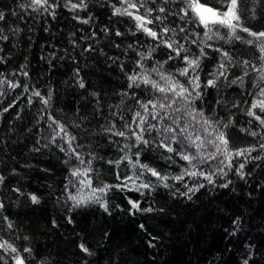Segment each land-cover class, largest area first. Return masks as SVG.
Instances as JSON below:
<instances>
[{
  "label": "trees",
  "instance_id": "16d2710c",
  "mask_svg": "<svg viewBox=\"0 0 264 264\" xmlns=\"http://www.w3.org/2000/svg\"><path fill=\"white\" fill-rule=\"evenodd\" d=\"M66 2L50 0L57 5L53 19L43 9H21L20 5L29 0H0V11L6 17L0 21V28L9 37L7 41L0 40V80L19 84L16 88L0 84V176L4 177L0 183V203L4 205L0 209V244L15 247L26 258V264H244L245 260L248 264H264V149L260 148L264 144V127L247 115L252 103L264 99L259 94L264 87V59L258 44L246 42L254 38L238 30L241 39H230L228 30L221 28L217 35L224 39L214 35L208 40L198 22L180 19V9L186 7L181 0L167 4L164 0H141L144 8L137 14L147 15V8L154 9L147 17L154 22L147 27L160 34L158 40L138 30L131 17L112 14L113 6L126 7L121 0H86L88 7L76 12L70 11ZM201 2L221 7L218 0ZM159 7L167 11L160 13L156 10ZM240 15L244 27L264 31V0H241ZM74 16L91 20L83 24ZM156 16L166 19L161 22L154 19ZM164 27L174 32L164 34ZM181 27L184 32L179 31ZM16 28L20 31H13ZM117 31L122 35L116 36ZM165 40H176L174 47L183 44L186 51L181 57L169 59V55L175 57V52L164 46ZM201 49L206 55L200 57L194 74L199 76L198 97L193 95L187 101L176 97L171 108L161 109L160 102L171 103V93L167 94L169 100H164L165 94L140 80L138 88L128 87L130 75H147L167 87L160 76L163 73L191 90L188 77L180 76L179 71L185 67L183 56L195 58ZM225 52L226 57L222 55ZM221 64L225 67L220 68ZM210 79L215 80L214 86H208ZM78 80H83L85 88L79 87ZM234 80L236 83H232ZM35 91L44 98L51 95L47 106L32 95ZM149 101L156 107L149 105L146 112L141 104ZM251 110L264 118L260 109ZM138 111L147 121L145 127L155 125L154 130L143 133L149 146L142 147L139 162L167 176L166 181L149 173L140 175L143 170L133 168L128 160L119 166L109 163L125 155L136 160L137 149L129 150L125 145L134 144L132 133L140 131L139 118L133 122ZM157 113L159 117L152 119ZM49 116L68 134L60 133L63 139H57L55 144L49 141L59 129ZM173 120L180 127L187 126L183 135H179ZM166 127L176 130L183 146L172 141V132L163 131ZM107 129L124 131L126 136L112 135ZM220 132L229 142L231 168L227 167L226 153L217 152L208 143L215 141ZM252 132L257 135L252 136ZM189 134L191 140L201 137L204 147L199 153L194 146L187 147L191 141L184 137ZM70 137H75L72 147L85 164L75 157L65 163L69 156L59 146L67 149L64 141ZM162 140L176 151L169 153L158 147ZM251 147L256 151L250 156L235 155ZM37 148L39 151L34 150ZM177 153L195 154L198 158L189 164ZM212 154L215 159L209 158ZM257 156L261 158L252 159ZM88 161L92 187L114 186L106 194L97 193L107 203L108 212L94 202L74 207L68 199L69 194L77 198L92 195L91 188L80 184L85 177L70 175L73 167L81 171L89 167ZM241 163L245 164L243 180L235 171ZM220 168L226 176L218 172ZM186 171L215 173L214 184L200 175H184ZM180 175L183 179L176 181L174 177ZM228 181L231 183L227 188L219 187ZM144 183L151 187L141 188ZM165 183L168 187H164ZM121 184L127 187H115ZM200 184L204 187L189 193L191 199L182 195L189 187ZM31 195L37 196L39 202L33 203ZM129 200L139 201L142 209L153 211L130 214ZM4 217L12 223L11 229ZM149 241L154 247L149 246ZM80 244L91 254L82 252ZM25 248L31 252H25ZM15 255L0 248V264H14Z\"/></svg>",
  "mask_w": 264,
  "mask_h": 264
},
{
  "label": "snow or ice",
  "instance_id": "6c2138e0",
  "mask_svg": "<svg viewBox=\"0 0 264 264\" xmlns=\"http://www.w3.org/2000/svg\"><path fill=\"white\" fill-rule=\"evenodd\" d=\"M151 3H156L157 0H150ZM170 0H164V3L167 4L169 3ZM182 3H184L186 5L185 8H181L180 9V19L183 20L186 17L188 18L189 21L193 22V23H197L199 24V26H202L205 29L204 35L208 40L213 39V36L216 35L217 38L219 39H224L223 36H218L217 34L220 32L221 28H226L228 30V36L230 39H241L240 36L237 35V31H241L244 33H247L249 36L253 37L254 40H248L246 41L249 45L252 44H258L259 45V51L261 52V59H264V31H260V32H254L251 31L249 28L244 27L243 24L241 23V15H240V4H241V0H218V2L220 3L221 7L220 8H216L213 7L209 4H205L202 3L201 0H181ZM121 4L122 5H126V7L123 8H119V7H115L113 6V15H127L129 17H131L133 20H135L136 23V28L138 30H141L143 33H145L147 36L153 38L154 40H158L160 39V34L157 31H154L153 29L147 27V25L152 24L154 22L153 19H148L147 17L150 16L152 14V12L154 11V9L152 8H147L146 9V13L147 15H139L137 14L139 12V10L141 8H144V2H141V0H121ZM66 7L69 8L70 11L76 12V11H81L84 10L88 7L86 0H78V2H73V0H67L66 2ZM21 9L23 10H27V9H31L32 12H37L40 9H43L45 13H47L48 15L52 16L53 19H55L56 13H55V8L57 7L56 4L54 3H50V0H29V3L27 4H21L20 5ZM49 9H51V11H49ZM135 10V11H133ZM158 10L160 13H165L167 10L165 7H159ZM191 13V15H190ZM17 13H13V15H16ZM74 19L78 20V22L83 23V24H88L90 23L91 17H89L88 19H83L79 16H74ZM155 20L161 21L163 22L164 19H166L165 17H161V16H156L154 17ZM6 17L4 12L0 11V21H5ZM47 31V29H45ZM3 28H0V40L3 41H7L9 39V37L7 35H3ZM13 31L15 32H19L20 29L16 28ZM103 31L105 32V34L108 33V29L105 28L103 29ZM173 31V29H169L167 27H164L162 29V32L164 34H167L168 32ZM179 31L184 32L185 29L183 27H181L179 29ZM210 33H212L210 35ZM116 36H121L122 33L120 31H117L115 33ZM93 36H95V33H93ZM164 46L166 48H168L171 52H175V57H173L172 55H169V59H174V58H178L181 57L182 52L186 51V49L184 48L183 44H179L177 45V41L176 40H171L170 42L165 40L163 41ZM195 43V41H194ZM117 47H119V45H117ZM129 47H131V45H129ZM207 47H210V45H207ZM88 51H91V47H89V49H87ZM216 51H220L219 49H216ZM151 53H149V57H150ZM206 55V53L204 52L203 49L200 50V55L195 57V58H189V56L184 55L183 56V61L185 63V67H183L182 69H180L179 71V75L180 76H184V77H188V85H191V90L188 86H185V84L181 83L178 80H175L174 77L172 76H168V75H164L163 73H160L161 79L165 80L168 84L167 87H162L159 85L158 82L151 80L147 75L144 76H139V75H130L128 77V80L130 81V83L128 84L129 88H133L136 87L138 88L140 86V84L137 83V80H140L141 83H143L144 85H151L152 89L165 94L164 95V100H169V96L167 94L171 93L173 98L171 100V103H164V102H160L159 103V107L161 109L164 108H171L172 104L175 103V99L176 97L184 99V100H188L189 97L195 95V96H199L200 93L196 91V89L200 88V83H199V76L198 75H194L195 73H197V70L199 69L200 66V57ZM222 55H224L225 57L228 55L226 52L222 53ZM144 58H148V57H143ZM0 62H3V58L0 57ZM165 63H167V61H165ZM245 64H247L248 62L245 61ZM138 67H140L141 65L138 62ZM162 67V66H161ZM220 68H224L225 65L221 64L219 66ZM153 71H157V69H153ZM23 75L27 76L28 73L26 71L22 72ZM247 74V73H246ZM78 75V73H77ZM220 76H223L224 73L223 72H219ZM261 79L264 80V76H261ZM3 83H8L9 87L11 88H16L19 87V84H15V83H11L8 82L6 80H0V84ZM78 85L80 88H85V84L83 82V80H78L77 81ZM232 83H236V81H232ZM208 86H214L215 85V80H208L207 81ZM255 86V85H254ZM25 91H28L27 87L25 88ZM261 96H264V87L260 88V93ZM33 96H37L40 97L41 102L47 106L50 99H51V95H49L47 98H44L41 93L39 91H35L32 93ZM93 95H96L95 93H93ZM31 102V99L30 101ZM139 102V101H138ZM190 103V101H188ZM149 105L152 106V108L156 107V104L153 103L152 101H149L148 104H141V107L144 108V110L147 112L148 111V107ZM11 107V105H10ZM260 109L261 112H264V99L262 100H258L254 103H252L251 105V109ZM251 109H249L247 111V115L250 117H253L256 121H258L260 123V125L262 127H264V118H262L261 115H257L254 111H252ZM4 111H8V109H4ZM176 111H179V109H176ZM201 115H203V113H200ZM159 117V113H157L156 115L152 116V119H157ZM136 118H139V121L137 123ZM167 117H161V119H165ZM49 119L52 120V124H55L57 126V128L59 129V131L55 132V135H53L49 141V143L51 144H55L57 139H63V137L60 136V133H64L65 136H67V132L64 128V126L62 124H60L58 121H56L53 117L49 116ZM134 123H137V127L140 129L139 133L137 132H133L132 136H134L135 138V143L132 145H125V148L127 149H131L132 147H135L137 149L136 152V160L132 161L127 155L121 157L120 160H116V161H109V163H115L117 166H119V164L123 161V160H128L129 163L132 164L133 168L139 167L141 168L143 171L140 173V175H144L145 173H149L151 176L156 177L157 179L160 180H167L168 177L167 176H162L160 172H158L156 169L149 167L147 164H141L139 162V155H140V151H142V147H148L149 146V141L147 139L144 138L143 133L146 131H152L155 129V125H147V127H145L147 121L145 120V118L141 115V113L138 111L135 114V118H134ZM205 124L208 123L207 120L204 121ZM173 124H176L177 128L180 129L179 135H183L184 132L187 131V126L184 127H180V125L178 124V122L176 120H173ZM49 127H51V125H49ZM115 127V126H113ZM225 127H227V125H225ZM55 131V130H54ZM107 131L112 132L111 129H107ZM163 131L165 133L168 132H172L173 136H172V141L174 143H180L183 146V141L178 139V135L176 134V130L172 127H166L163 129ZM252 136H256L257 133L256 132H252L250 133ZM112 135H118L120 137H125L126 133L124 131H118V132H112ZM75 137H70L69 140L64 141L65 143H67L68 148L66 149L65 147H63L62 145L59 146L60 147V151L64 152L66 155L69 156V160H66L65 163H69V161L71 160L72 157H75V160L78 161L81 165L85 164V161L83 160V158L81 157L80 153L76 151L75 148L72 147V143L71 141L74 140ZM165 139H167V137H165ZM184 139L190 140V144L187 147H195L197 149V153H199V149L204 147L203 142L201 141V137L200 136H196L195 140H191V136L189 134V136L184 137ZM197 141H201L200 143H197ZM208 143L213 144V146L216 148L217 152H224L226 153V157L229 159V164L227 165V167L231 168V162H230V158L232 156V153L228 150V139L226 138V135L223 132H220L216 138L215 141L209 140ZM158 147L163 148L166 152L172 153L175 152L176 149H174L171 144L165 143L163 140L160 142V144L158 145ZM261 149H264V144L260 145ZM35 151H39V149H34ZM256 151V148L251 147V148H246V149H241L236 151L235 155L236 156H244L245 154H248L250 156V154L252 152ZM177 155H180V158L186 162H188L189 164L192 163V161L196 160L198 157L195 154H183V153H177ZM209 158L211 159H215V154H212ZM261 157L257 156V157H252V159H260ZM168 159H171V157H168ZM89 167L85 168L83 171H81V169L79 167H73L70 170V175L72 177H85V179H81L80 180V184L91 188V193L92 195L87 197V198H77V196L71 195L69 194L68 199L73 201V206H79L83 203H88V202H94L99 204V206L101 208L104 209L105 212H108V206L107 203L105 201H103L102 199V195H97V193L99 194H106V192L108 191V189L110 187H114V186H110V185H103L102 187L99 188H95L92 187V181L91 178L88 177V173L91 171V161L87 162ZM193 167H195V165H193ZM245 167L244 163H241L239 165V168L235 169L236 174L239 176V178L241 180L245 179V172L243 171ZM218 172L223 173L225 176L227 175L226 172H224L223 168L218 169ZM184 175H189V176H197L200 175L202 176L205 180L208 181L209 184H214V181L212 179V175H215V173L209 175V174H205L204 172H197V171H191V172H185ZM131 179V178H128ZM174 179L176 181H181L183 179V175L180 176H176L174 177ZM4 180L3 176H0V183H2ZM231 183V181H228L227 183H224L222 185H219V187H223V188H227L229 186V184ZM115 187H119L121 190H123L124 188L127 187L126 184H121ZM141 188L144 189H149L151 187L150 184L148 183H144L140 185ZM164 187H168V184L165 183ZM204 187L203 184H200L198 187L196 188H188V191L186 193H183L182 195L187 196L188 199H191V195H189V193L194 194L196 191L199 190V188ZM139 190V189H137ZM14 191H19V189H14ZM143 194V193H142ZM30 199L32 200L33 203H38V197L35 195H31ZM128 203L131 206L130 209V214H134V212L136 211H144V212H151L153 211L152 208H147V209H142L140 207V203L139 201H133V200H129ZM4 207V205L2 203H0V209H2ZM4 220L7 221V217H4ZM8 223V228H12L13 225L10 221H7ZM69 223H72L71 219H69ZM234 224L236 223V221L233 222ZM140 227L143 229L144 225H140ZM235 233H233L234 235ZM153 240L157 239L156 237H152ZM149 246L150 247H154V245L151 243V241H149ZM0 248H4L6 250H10L12 253H17V255H15L13 257V261L14 264H26V258L21 256L18 253V250L13 247L10 244H7L6 242L4 244H0ZM79 248L82 252L86 253V254H91L89 249L84 245V244H80ZM25 252H31V249L29 248H25L24 249ZM244 264H248V260L244 261Z\"/></svg>",
  "mask_w": 264,
  "mask_h": 264
}]
</instances>
